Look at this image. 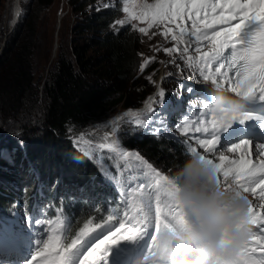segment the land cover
<instances>
[{"label": "trees", "instance_id": "obj_1", "mask_svg": "<svg viewBox=\"0 0 264 264\" xmlns=\"http://www.w3.org/2000/svg\"><path fill=\"white\" fill-rule=\"evenodd\" d=\"M69 1L80 19L71 27L69 44L58 42L43 83L34 67L38 19L53 0H21L0 58V216H11L14 200L25 209L24 201L30 199L32 206L72 222L70 240L83 223L112 227L121 222L120 190L106 173L129 172V162L118 153L105 159L108 150L97 146L101 139L80 133L120 103L123 109L139 107L148 92L136 101L129 95L137 93L141 79L140 44L133 32L112 25L115 9L94 6L96 0ZM118 132L119 144L139 152L169 178L188 156L178 143L184 141L181 137L161 134L158 139L130 119L120 123ZM131 168L136 172L138 167ZM37 176L44 186L36 193ZM13 183L14 193L8 192L6 184Z\"/></svg>", "mask_w": 264, "mask_h": 264}, {"label": "snow or ice", "instance_id": "obj_2", "mask_svg": "<svg viewBox=\"0 0 264 264\" xmlns=\"http://www.w3.org/2000/svg\"><path fill=\"white\" fill-rule=\"evenodd\" d=\"M128 0H125L127 3ZM190 5V6H189ZM107 7V5H106ZM149 15L153 21H172L183 19L185 16L191 18L193 15H200L204 9H210L213 13L219 17V22L226 25L223 31H215L211 35V39L214 43H218L221 50L231 48V63L229 68L239 63L240 68L237 70V79L233 82L232 91L237 96L242 97L245 101H259L264 102V0H189V3H185L184 0H161V3L149 6ZM217 8L222 9L217 13ZM227 9V13L223 10ZM123 11L128 14L129 20L143 19V16H138L131 12L128 7H123ZM232 21H236L235 24ZM124 25V21L115 22ZM195 20L193 24H195ZM212 25L209 24L208 27ZM141 33L144 29H139ZM184 30L181 29L180 36L173 35L172 39L183 40ZM167 35V33H165ZM196 37L197 40L207 38L208 33H201L198 35V30L193 29L191 34ZM176 49H165L166 53H171ZM187 51V49H185ZM220 52H217L213 56L202 57L204 61V67L199 69L200 76L204 80H211L213 84L216 83V74L221 73V68L225 67L223 63L215 67L214 74H210L208 71L209 66L213 61L219 58ZM228 59V58H226ZM241 82H243V88H241ZM220 86V85H219ZM187 91L194 93L192 88H187ZM258 92V95L255 94ZM160 100L159 104L165 105L164 100L165 93L159 92ZM193 101H189L190 110ZM204 107L212 114L210 125L213 128L209 138L197 139L196 143L200 149H203L205 153L209 155L201 154L196 147L187 145L186 141H178L185 145L186 155L198 154L202 160H206L208 163L215 165L218 170L217 180L221 182L220 176L222 175L224 185L226 187L235 188L239 194L244 195L247 199L248 196L245 193H251L253 196H258L262 202L259 205V212L254 207L252 201H249V212L252 225L258 226L259 236L253 234L250 237L251 240L261 245L260 251L264 252V160L259 165H254L249 161L246 156L250 154L253 140L248 137L241 138L238 142L231 143L227 147L229 152L241 153L240 160L227 161V157L219 155L218 160L221 163H215L210 155H214L218 150L217 144L221 143V134L227 133L233 124H238L241 127H245L249 121H256V128L260 130L264 135V115L244 110L238 114L229 116L216 114L211 111L206 103H203ZM131 115V113H129ZM168 113L157 112L155 108L150 107L147 115L141 116L137 114L134 117V124L136 127H143L149 132L156 135L159 139L161 134L168 133L169 138L171 136V130L168 127ZM187 115L182 116V121L187 120ZM177 130H182L187 133L188 126L181 123L174 125ZM197 132H208V127H197ZM115 130L108 128L105 131V139L111 137ZM116 141H109L107 144L100 143V149H107L108 155L105 159H112L111 153H118L120 157L129 162L130 167L143 166L148 170V173L154 175L156 182L164 181L167 185V195L169 201L165 204L167 211H162L161 207L157 206L154 212V218L152 217V208L150 203L151 193L146 192L144 199L149 202L144 204L143 207L137 206V210L143 213V225L141 227L126 228L124 223H120L119 227L115 230L109 229L106 234L100 238H89V234L94 229H90L86 224L79 230L68 242H63L61 236H47L46 238H38L35 240V251L26 264H111L110 256L112 249L119 245L121 242H129L135 244L138 240H144L148 238L150 241L149 246L155 241L156 236L159 234L162 228H168L173 220H181L183 218V211L180 205L173 201L172 193L173 186L167 175H163L161 171L157 170L152 163L144 158L139 152L125 149L118 143L119 132L116 131ZM78 145V140L76 141ZM92 143V141H89ZM255 147L259 149V154L264 156V140L256 142ZM224 145L221 144L219 151H222ZM137 161L138 165H132L131 161ZM227 161V165L223 162ZM109 174L110 173H106ZM143 175V173H141ZM235 182V187L231 183H228L229 177ZM146 185L141 183L139 189H145ZM259 190V191H257ZM132 192H136L137 188L130 189ZM127 215V213H125ZM112 219L111 216L108 217ZM26 223L29 228H40L41 221L36 220L34 223L31 217L26 218ZM99 227V225H97ZM41 232H46V229L41 228ZM149 231L152 235L149 236ZM40 234V232H38ZM249 239V240H250ZM248 240V241H249ZM245 251L249 253L244 264H264V259H258L252 256L251 253H255L257 249L255 247L248 248V242L237 261V264H241V258L245 256Z\"/></svg>", "mask_w": 264, "mask_h": 264}, {"label": "rangeland", "instance_id": "obj_3", "mask_svg": "<svg viewBox=\"0 0 264 264\" xmlns=\"http://www.w3.org/2000/svg\"><path fill=\"white\" fill-rule=\"evenodd\" d=\"M148 1L151 2L152 0H148ZM11 4H12V0H0V37H1L0 49L3 42L8 39L9 35L12 32V30H10L11 26H9V21L11 19L10 17ZM20 7H21V0H20ZM90 7L91 5H89L87 8L90 9ZM140 8H141V3L136 5L135 10L139 11ZM79 19H80L79 14H75L74 12L71 11L69 0H53L51 5L48 6L46 9H44V11H42L41 17L38 19V31H37L38 41L36 46V57H35L36 62L34 64L36 77L40 79L41 83H43V81L47 78L48 71L51 68V66L54 64L55 56L57 52L56 46L58 42L61 41L64 45L69 44L72 35L71 27L76 22H78ZM209 24H210L209 19L203 18L201 20L200 26L204 27V29H202L203 33L210 31V27H208ZM149 27H150L149 29L143 28L144 29L143 33L139 31V29L141 28L137 27V30L141 35L140 37L141 39L139 42L140 60L145 59L146 57L150 58L151 56L154 55L152 59L153 62L149 67L148 66L144 67L142 65V68H140L139 70V73L141 72L142 74L140 75L141 79L139 81V86L136 88L137 93L134 90L135 93L129 92L130 93L129 95H131L133 101H136L138 100L142 92L145 93L148 92L147 94L152 93L151 102L144 110L145 112H149V108L150 107L155 108L156 105L160 106V109L161 107H163V105L158 103L160 100V96H159L160 91H163L165 93L164 100L166 104L169 101L173 106H181L182 104L186 103L187 99L190 98L189 101H194L193 104L201 110V108H203L204 106L203 102L205 101L201 99L202 95H198L197 93H195L194 89H193L194 93L190 94L187 90L183 89L185 88L184 85H182L183 88H180L179 85L178 87L175 86V88L171 87L172 83L179 84V81L176 82L173 79L174 75L171 70L172 67L171 65L175 64L177 60H179L178 56H180V58H183L185 45H183L180 50L176 48V51L171 53H166L165 49H171L172 47L177 46L176 40L174 41L172 38H170V35L168 34L165 35V32H160L159 28H155L153 26H149ZM212 42L213 41L211 39V43ZM144 68L146 70H143ZM113 109L114 110L112 112L107 113L108 117L106 119H104L103 121L97 124H94L92 127L83 130L80 133V136L83 137L85 135L91 134L92 136L101 139L105 144H107L109 141H114L116 139V134L114 133L111 137L105 139V135H104L105 131L108 128L113 129L111 125H106V123L112 117L116 116L118 113L123 112L124 109L121 103L113 107ZM136 115L137 114L132 115L127 119L134 121V117ZM187 126L188 129L191 128L190 122H187ZM168 127L171 130V136L174 135L180 137L183 134L182 130H177V129L174 130L171 129L170 126ZM196 128L197 126L194 127V129ZM165 134L169 136L168 133ZM183 135L185 136L186 133L184 132ZM3 137L4 136L0 137V141L2 140L1 138ZM97 146L99 147V145ZM228 154L230 153L228 152ZM141 167L142 168L138 167L136 169L135 177L132 175V171L130 170H128L129 172L127 175H121V174L108 175V178H110L109 180L110 183L117 186L118 189L120 190L119 195L121 199L119 202H120L121 211L119 213V217L121 219V223H124L126 228L141 227L143 225V213L137 210V206L143 207V205L148 203L149 201L144 199V195L140 193L141 190H145L146 192L151 193L150 203H151L153 215L152 217H150V219L154 218V212L157 206L164 205L161 208L162 211L168 210L165 207V204L169 201L168 195L165 192L161 191L160 189L158 190L162 194H160L159 196L155 195L156 192L155 188H159L156 185V178L154 177V175L151 176L148 173L147 169H144L143 166ZM141 173H143V175H141ZM222 181H224L223 178L221 179V182ZM230 181L231 180H229V183H231ZM141 183H144L146 185L145 189H139V185ZM133 187L137 188L136 192L130 191V189ZM160 196H162V199ZM125 213H127V215ZM182 221L183 218L179 221L173 220L168 228H171L173 225L178 224ZM59 228L60 225L57 223L50 225L48 227V233H45L44 238H46L47 236H57L56 231ZM151 235L152 232L149 231V236ZM153 243L151 244V246H149L150 241L148 238H145L144 240H138L139 253L137 252L138 255L136 257L135 255L133 256L135 257L133 264H141V261L146 257L148 253H150ZM251 247L253 246H248V248ZM248 255L249 253L245 252V256L241 258V263L244 264ZM139 260L141 261L139 262Z\"/></svg>", "mask_w": 264, "mask_h": 264}, {"label": "clouds", "instance_id": "obj_4", "mask_svg": "<svg viewBox=\"0 0 264 264\" xmlns=\"http://www.w3.org/2000/svg\"><path fill=\"white\" fill-rule=\"evenodd\" d=\"M207 107L221 115L246 110L219 85L208 86ZM215 165L189 154L170 182L183 221L162 228L141 264H237L252 235L248 199L217 180Z\"/></svg>", "mask_w": 264, "mask_h": 264}, {"label": "bare ground", "instance_id": "obj_5", "mask_svg": "<svg viewBox=\"0 0 264 264\" xmlns=\"http://www.w3.org/2000/svg\"><path fill=\"white\" fill-rule=\"evenodd\" d=\"M22 3V2H21ZM20 11V0H12V4H11V19L9 21V26L12 25V23L15 21V19L18 16V13ZM212 48V47H211ZM221 48L219 46V44H217L216 46H214L212 48V51L207 52L206 54L208 56H213L215 55L217 52H221ZM206 54H202L200 55V62L201 64H204V62L202 61V57H205ZM196 62V61H195ZM214 64V62H212ZM194 64V63H192ZM215 69V67H213ZM196 67L193 66V68L191 70H195ZM181 73L186 74L187 70L183 69L181 70ZM174 75V74H173ZM175 78V76H174ZM178 87L177 83H172L173 88ZM170 89V88H168ZM171 92V91H170ZM228 94L230 95L231 90H227ZM172 93V92H171ZM175 93V92H174ZM151 97H149L146 101H145V105L147 106L150 102H151ZM120 112L118 113L116 116L112 117L107 123L106 125H111L113 127V129L115 130L117 124L120 122V116L124 113ZM129 113L133 114L132 111H129ZM129 113H126V115L128 116ZM138 252V241L135 244L129 243V242H121L119 245H117L115 248L112 249V253L110 256V261L111 264H130V262H132L134 260V255H136V253ZM133 257V258H132Z\"/></svg>", "mask_w": 264, "mask_h": 264}, {"label": "water", "instance_id": "obj_6", "mask_svg": "<svg viewBox=\"0 0 264 264\" xmlns=\"http://www.w3.org/2000/svg\"><path fill=\"white\" fill-rule=\"evenodd\" d=\"M17 17H18V16H17ZM16 22H17V18H16L15 21L12 23L10 30H12V28L14 27V25H15ZM5 43H6V41H4L3 44H2V46H1V49H0V58H1L2 54H3L4 47H5ZM141 110H143V108H141ZM125 113H128V111L124 112V113L120 116V118H119L120 120L125 116Z\"/></svg>", "mask_w": 264, "mask_h": 264}]
</instances>
